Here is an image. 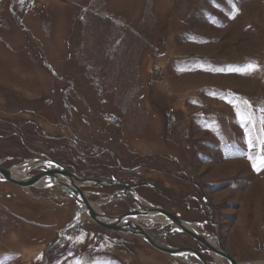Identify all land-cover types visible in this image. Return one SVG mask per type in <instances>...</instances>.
Returning a JSON list of instances; mask_svg holds the SVG:
<instances>
[{"label":"rangeland","instance_id":"374dc122","mask_svg":"<svg viewBox=\"0 0 264 264\" xmlns=\"http://www.w3.org/2000/svg\"><path fill=\"white\" fill-rule=\"evenodd\" d=\"M262 110L264 0H0V166L42 161L32 177L54 161L143 185L76 180L104 215L136 210V197L264 264ZM80 209L61 185L0 178V264H203ZM144 227L215 264L173 224Z\"/></svg>","mask_w":264,"mask_h":264},{"label":"water","instance_id":"95a60500","mask_svg":"<svg viewBox=\"0 0 264 264\" xmlns=\"http://www.w3.org/2000/svg\"><path fill=\"white\" fill-rule=\"evenodd\" d=\"M51 164H53L55 167H60L61 169H52L49 171L42 172L40 174L32 176L29 180L27 181H19L16 180L13 177L12 169H7L3 168L0 166V175L4 177L3 179L11 182L19 187L22 188H30L36 185L37 182H39L41 179L48 177L52 180L53 184H55V180L58 178L59 175H62L69 181V185L66 183H62V185L66 188L71 190L73 193L71 195L80 203L79 196L83 198L84 203L87 206V213L90 215L91 219L100 227L107 229L109 231H116V232H121V233H126V234H133L137 236L143 237L153 248L156 250L168 254L171 256H175L178 254H183V253H193L196 255L202 262L203 264H210L206 257L203 255L202 252L199 250H196L194 248H189V247H179V248H172V247H165L159 243H157L151 235L141 226L134 224L131 222L129 219L139 217L141 215L143 216H149L151 214H160L164 216L169 223L173 224L174 226L180 228V230L189 236H191L193 239H195L197 242L201 243L203 246H205L210 254L212 255L213 253L217 254L218 256L226 259L230 264H240L225 248L221 234L219 232L217 241H218V246H215L210 242V239L205 237L202 233L194 231L189 229L187 226H185V223L183 220H181L179 217L176 215L164 210L163 208L159 207H154L152 209L145 208L141 206L139 200L136 197H132L135 202L138 204V208L134 211L128 212L123 215L119 216H108V215H100L98 212H96L89 204V200L85 196V191H83L82 188L78 187L75 184V181L78 180L82 183H94L98 184L102 187H116L119 189H122L126 192H130L132 190L137 189L140 186H143L142 184L139 185H116V184H107L103 180H90V179H85L82 177H79L78 175L74 174L73 172L69 171L68 168H66L64 165L51 161ZM103 219H107L108 221H105ZM125 224L122 225L123 222ZM213 256V255H212Z\"/></svg>","mask_w":264,"mask_h":264},{"label":"bare ground","instance_id":"6f19581e","mask_svg":"<svg viewBox=\"0 0 264 264\" xmlns=\"http://www.w3.org/2000/svg\"><path fill=\"white\" fill-rule=\"evenodd\" d=\"M43 162L42 161H28L27 163H25L24 165H22L21 167L19 168H16V169H12V173H13V177L16 179V180H19V181H27L29 180L31 177H26L25 174L27 173V171L31 170L32 168H34L35 166L39 165V164H42ZM46 163V162H45ZM50 164V163H49ZM52 169H61L60 167H55L53 164L50 165V170ZM62 175H59L58 178L55 180V184L56 185H62V183H66V184H70L69 181L65 178H61ZM0 178L3 179L4 177H2L0 175ZM61 180V181H60ZM48 183L51 185L53 182L50 178L48 177H45L43 179H41L39 182L36 183L35 186H45V185H48ZM75 184L81 188V185L75 181ZM64 187V186H63ZM27 188V187H26ZM65 191L66 192H69V193H73L71 190L69 189H66L65 188ZM133 191V190H132ZM131 192V191H130ZM122 194V193H121ZM85 196L87 197V194L85 193ZM88 199V198H87ZM79 200H80V207H81V212H85L87 211V206L86 204L84 203L83 201V198L81 196H79ZM89 200V199H88ZM90 206L96 211L98 212L100 215H104L102 213V211L100 210V204L98 203H92V202H89ZM149 209H152V208H149ZM105 221H108L107 219H103ZM131 222H133L134 224H137L141 227H143L144 229H146L144 227V225H147V224H156V223H164V224H169V221L162 215L160 214H151L149 216H139V217H135V218H132V219H129ZM125 222L122 223L125 224ZM185 223V222H184ZM185 226H187L189 229L191 230H194V231H197L198 229V225L196 224H188V223H185ZM180 229V228H179ZM199 232V231H197ZM210 242L212 244H214V242H212L210 240ZM215 245V244H214ZM216 246V245H215ZM177 248V247H176ZM214 254V259H215V264H227V260L218 256L217 254L213 253ZM230 264V263H229Z\"/></svg>","mask_w":264,"mask_h":264},{"label":"snow or ice","instance_id":"6c2138e0","mask_svg":"<svg viewBox=\"0 0 264 264\" xmlns=\"http://www.w3.org/2000/svg\"><path fill=\"white\" fill-rule=\"evenodd\" d=\"M256 67H257V66H255V65H248V66H247V69H244V70L236 69L235 71H253V70L256 69ZM229 103H232V101H229ZM262 111H264V110H262ZM250 146H251V145H250ZM262 163H264V162H262ZM77 264H79V262H77Z\"/></svg>","mask_w":264,"mask_h":264},{"label":"flooded vegetation","instance_id":"af4514ba","mask_svg":"<svg viewBox=\"0 0 264 264\" xmlns=\"http://www.w3.org/2000/svg\"><path fill=\"white\" fill-rule=\"evenodd\" d=\"M45 172V171H44ZM119 185V184H118ZM160 190H161V188H160ZM175 201V200H174ZM208 223L209 224H213V223H215V221H214V219L213 218H210V221H208Z\"/></svg>","mask_w":264,"mask_h":264}]
</instances>
